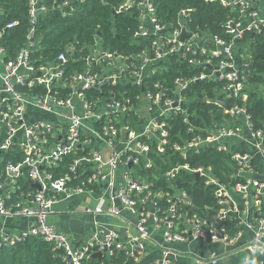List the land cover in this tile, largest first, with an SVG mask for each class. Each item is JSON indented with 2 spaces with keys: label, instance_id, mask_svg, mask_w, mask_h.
<instances>
[{
  "label": "built area",
  "instance_id": "obj_1",
  "mask_svg": "<svg viewBox=\"0 0 264 264\" xmlns=\"http://www.w3.org/2000/svg\"><path fill=\"white\" fill-rule=\"evenodd\" d=\"M24 1L28 16L24 45L13 59H6V50L0 46V180H4L0 182V189L14 190L17 180L22 177L40 188L22 192L13 200L8 191L7 196L0 197V218L33 220L26 231L16 236L0 230V248L3 245L12 247L33 236L62 250L65 264H82L96 252L111 256L116 251L137 263L147 252L154 231H160L166 247L161 248L159 258L152 264H179L180 254L173 251L170 244L185 241L230 244L239 233L230 238L223 223L235 219L237 227L253 232L251 241L245 246L243 264H251L254 255L262 256L259 264H264V219L248 221V208L240 209L230 193L233 191L244 200L252 192L264 198V179L259 181L247 175L253 172L249 154L234 155L238 166L236 174L247 178L232 188L219 182L210 168L189 169L184 165L164 173L168 183L185 170L205 178L206 185H216L218 209L215 215L208 217L185 212L184 206L190 207L191 203L184 191L175 188L173 193L155 190L154 183L139 174L142 166L150 174L152 163L140 160L150 151L151 142L157 144L158 153L171 146L183 158L188 151L197 153L201 146L212 145L218 150H226L224 140L241 138L242 121L252 146L264 157L263 132L252 130L245 109L238 106H230L226 111L234 118L233 124L208 130L205 139L194 138L183 147L168 139L176 117H181L184 124L190 123L187 120L188 105L194 99L185 93L191 83L202 80L222 82L220 92L224 97L221 100L227 104L231 97L240 96L250 64L236 63L235 40L241 39L245 31L264 36V18L255 9L253 0H204L206 3L218 2L237 15L224 23L225 34L231 37L229 41L206 38L198 31H192L187 25L189 9L180 10L176 23L166 25L157 17L152 0L127 2L122 7L135 6L137 9L138 28L133 36L139 45L137 52L128 55L111 53L95 41L87 47V52L84 48L69 47L68 55L60 53L53 63L31 58L39 50L36 24L51 9L66 15L72 9L73 1L60 0L54 8L46 0ZM15 25L8 23L5 29ZM184 27L191 36L180 41ZM170 56H176L194 68L206 67L209 74L201 72L187 79L177 77L171 86L166 81L165 85L156 81L152 86H145L144 80L155 73V65ZM69 61L80 65V69L69 71ZM105 80V85L112 87L126 82L140 88L137 101L120 91H104V85L100 84ZM91 90H99L100 96L89 95ZM241 99L247 98L243 95ZM214 103L222 106L216 99ZM140 110L146 112L148 120L138 133L135 128ZM193 129L189 127L187 132ZM98 141L110 148L109 158L104 159L98 152L95 146ZM9 152L14 158L22 155L21 161L3 160V155ZM69 156L74 158L67 171L54 177V172ZM119 168L121 182L115 187L114 177ZM102 182H108V187L98 194L95 206L86 212L121 218L122 212L127 211L136 218V224L126 222L128 228H132L131 232L127 229L120 234L106 229L87 243L74 247L67 236L48 224L47 219L54 212L52 206L58 197L65 200L91 194L89 188ZM218 234H222V238ZM103 247L105 251H102ZM195 260L197 264L208 263L202 258Z\"/></svg>",
  "mask_w": 264,
  "mask_h": 264
},
{
  "label": "trees",
  "instance_id": "obj_2",
  "mask_svg": "<svg viewBox=\"0 0 264 264\" xmlns=\"http://www.w3.org/2000/svg\"><path fill=\"white\" fill-rule=\"evenodd\" d=\"M73 7L63 15L58 10H50L42 15L36 24V41L39 45L38 52L32 54L33 60H41L43 63H53L60 53L68 55L69 47L75 49L87 47L97 41L100 46L111 52L121 55L133 54L139 50V45L134 41L133 36L138 28V15L135 6L122 7L127 2L137 3L140 0H72ZM60 0H46L52 8ZM156 15L160 22L166 25L176 23L180 10L189 9L190 20L187 22L192 31H198L206 38L222 39L229 41L230 36L225 34L224 23L230 17H237L235 13L223 8L218 2L206 3L204 0H152ZM0 46L6 50V59H13L15 54L24 45V36L28 29L27 8L24 0H0ZM16 23L13 28H6L8 23ZM242 44L247 49L248 57L245 61L250 64L249 72L245 75L243 89L238 98L231 97L228 100L229 106H238L245 109L249 117V123L253 131H262L264 134V36L263 34H252L245 31L242 36ZM243 49H241L242 51ZM246 54V50L244 52ZM247 56V55H246ZM69 71L79 70L80 65L67 63ZM154 74L145 78V86H152L156 81L171 86L177 77L191 78L201 72L209 74L208 68H194L185 61L170 56L155 65ZM222 82L213 80H202L191 83L188 87L189 95L194 100L188 105L189 124L182 123L181 117L173 121V129L169 132L168 139L183 147L184 143L194 138L205 139L210 129L230 126L234 118L226 113L223 106L214 103L217 97H224L220 89ZM114 90L121 92L136 102L140 95V88L131 86L129 83H118L116 87L104 85L103 90ZM89 95L100 96L98 90H91ZM245 95L246 100L241 96ZM194 128L187 132L188 128ZM226 150H218L216 146H201L197 153L186 152L183 158L178 151L166 146L163 153L156 150L157 144L151 142L150 151L140 162H151L150 174L142 169L139 174L149 182L154 183L155 190H167L173 193L176 190L184 191L191 203V206H184L188 215L213 216L218 209V200L215 196L216 185H206L205 178L195 177L194 174L185 170L179 172L174 180L166 182L163 175L168 170L177 166H188L189 169L198 167L210 168L212 175L228 188L235 184L244 183L247 176L236 174L238 166L234 160L236 154L249 153V148L234 138L224 140ZM13 153L4 154V160H12L14 163L21 161L22 155L16 158ZM74 156L67 157L59 169L54 172L60 176L67 171L68 165ZM250 168L255 173L259 170L254 160L250 161ZM54 171V170H53ZM52 172V170H50ZM16 193L30 190L31 184H25L22 179L18 183ZM24 190V191H23ZM255 202L258 205H251L248 210V221L264 219V198L256 196ZM17 199V198H16ZM164 203V202H163ZM237 221L231 219L223 223L230 238L234 237L240 228L236 226ZM62 250L53 248L51 243L28 236L12 247L3 245L0 248V264H65ZM262 256L251 257V264H259ZM82 264H137L133 259L128 258L123 252H114L113 255H103L101 261L96 258L83 260Z\"/></svg>",
  "mask_w": 264,
  "mask_h": 264
},
{
  "label": "crops",
  "instance_id": "obj_3",
  "mask_svg": "<svg viewBox=\"0 0 264 264\" xmlns=\"http://www.w3.org/2000/svg\"><path fill=\"white\" fill-rule=\"evenodd\" d=\"M253 4L259 15L264 18L263 0H253ZM241 49L243 50L241 51ZM233 50L234 58L237 64L246 62L245 59L248 57V54L247 49L244 48L242 44V38L235 40ZM245 50L246 54L244 53ZM147 120L148 116L146 112L140 110L139 120L136 123L137 125L135 128L138 133L143 130L142 128ZM245 129L244 122L242 121L241 138L234 139L245 144L249 148V153L246 154H249L251 160H254L257 166H259L258 171L255 173H247V175L249 177H253L256 180L262 181L264 179V157L252 146L251 138ZM95 146L104 159L109 158L111 155L110 148L100 141L95 142ZM20 179H22L25 184H31V187L29 188L30 190H39L40 187L34 188V184L28 181L27 178H19L17 183L20 181ZM3 181L4 180H0V182ZM119 182H121L120 168L116 171L114 177V186L117 187ZM107 187L108 182H102L89 188L88 192H91V194H83L65 200H63L61 197H58L57 202L52 206L54 212L47 219L48 224L55 227L59 233L67 236L71 242V245L74 247H78L87 243L92 239L93 236H98V234L106 231V229L115 230L120 234L124 233L127 229L128 232H131L132 228H128L126 222L131 225H135L136 218L127 211L122 212L121 218H116L105 214L94 216L86 212V210L95 206L98 194L103 193ZM15 188H17V186L14 187V190L11 189L10 191H8V188L0 189V197H5L7 196V193L10 192L11 200L18 198L20 196V192L16 193ZM230 193L233 197L234 203L240 209L245 210L248 208L249 210L251 205H256L255 203H257L255 202L253 192L246 200H244L241 195L236 194L233 191ZM31 221L33 220L25 218H0V230L6 234L16 236L26 231L28 226L31 224ZM238 233V237L230 244L223 242L185 241L174 242L173 244H170V247L173 251L180 254V257L178 258L179 262L177 260L179 264H197L195 258L207 260L208 263L206 264H213L212 262H215V264H243L246 258L245 246L251 241L253 232L245 227H241ZM164 246L166 247V244L163 242L161 232L154 231L152 234V241L148 242L147 252L140 258L137 264H152L159 258L160 250Z\"/></svg>",
  "mask_w": 264,
  "mask_h": 264
},
{
  "label": "water",
  "instance_id": "obj_4",
  "mask_svg": "<svg viewBox=\"0 0 264 264\" xmlns=\"http://www.w3.org/2000/svg\"><path fill=\"white\" fill-rule=\"evenodd\" d=\"M190 36H191L190 31L188 30L187 27H184L183 30H182V33H181V35H180V37H179V40H180V41H183L184 39H189ZM106 83H107V81L105 80V81L102 82V84H100V85L103 86V85H105ZM216 103L221 104L226 110H229V109H230V106H229L226 102H223V101L221 100L220 97H217V98H216ZM195 177H198V175L196 174ZM33 187H34V188H38L39 186L34 184ZM218 236H219L220 238H222V234H218ZM105 250H106V248L103 247V248H102V251H105ZM102 257H103L102 252H96V253H94V254H92V255L90 256V258H96V259H98L99 261H101V258H102Z\"/></svg>",
  "mask_w": 264,
  "mask_h": 264
},
{
  "label": "rangeland",
  "instance_id": "obj_5",
  "mask_svg": "<svg viewBox=\"0 0 264 264\" xmlns=\"http://www.w3.org/2000/svg\"><path fill=\"white\" fill-rule=\"evenodd\" d=\"M263 2H264V0H263Z\"/></svg>",
  "mask_w": 264,
  "mask_h": 264
}]
</instances>
